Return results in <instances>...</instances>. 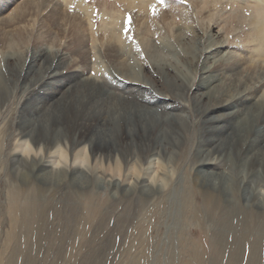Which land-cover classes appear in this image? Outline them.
<instances>
[{"label": "rangeland", "instance_id": "rangeland-1", "mask_svg": "<svg viewBox=\"0 0 264 264\" xmlns=\"http://www.w3.org/2000/svg\"><path fill=\"white\" fill-rule=\"evenodd\" d=\"M24 1L0 0L1 38L6 34L13 33L15 35L24 23L30 30V24L34 18L30 16L31 14H28L21 23L11 21ZM44 1H46L45 4L47 3L46 10L57 4L61 17L57 19L56 25H51L47 19L45 20L46 10L43 11L44 13L41 12V15L34 18V30L32 37H29L28 44H21L22 49L17 48L16 54L23 55L24 61L21 59L23 70L27 69L35 34L50 31L49 39L56 38L53 45L46 47L45 41L42 44L46 50L51 48L52 55L47 52L41 59L43 62L39 60L33 64L27 78H23V71L21 73L16 70L9 71L6 63L0 57V264H25V262L26 264H100L101 262V264H214L212 236L228 202L239 207L241 217L244 215L245 219H250V216H255V218L253 217L254 223L258 221V218L253 214L255 210L254 197L252 194L244 192L242 183L238 180L237 166L240 161L238 153L236 155L235 152L232 153V155L234 154L233 158L227 160L224 165L226 169L228 168L227 171H231L232 174L229 175L228 172L225 183L220 181L216 187L215 200L219 202V207H216L211 199L204 198L197 192L199 186L195 183L196 179L202 181L205 179L203 174L209 175L208 173L214 166L210 164L211 159L216 156H207L208 159L205 162L198 160L201 158L197 156V151L202 129L205 128L209 134L210 126L218 128L230 124L227 117L230 108L226 106L229 101L227 104L216 101L218 102L216 104V102L213 103V100L205 98L203 100L205 106L208 108L210 104L212 105L207 110L203 109V105L197 109L195 96L203 97L204 94L209 93L199 84L204 58L210 55L215 47L211 48L208 44L211 40L217 39V41H223L220 47L221 51L230 50L235 54L244 55L246 47L249 45L244 42V39L249 30L251 19L255 18L254 4L258 2L264 9V0H244L241 3L234 0H194L195 2L193 0H163V3H160L159 0H153L152 3H148L144 7L138 6L137 0L134 4H132L133 0H82L86 5L88 4V14L78 6L81 0ZM104 4L107 5V9L115 8L121 12V17L115 28L122 41L125 40L119 58V61L124 60L129 67L127 75L124 76L116 71L115 62L109 57L107 58L103 52L108 39L103 23L109 21L105 15H102ZM153 7L156 9L155 14L152 11ZM235 10L240 22L235 24L225 21L226 17ZM74 15L84 20L86 27L81 34L85 39L83 50L86 56L81 62L77 54L70 53L68 26H70V20ZM81 15L83 16L81 17ZM129 16L130 23H127L126 20ZM64 17L66 19H63ZM4 19L8 20V23H1ZM235 20L237 19L235 18ZM126 28L129 29L127 34L125 33ZM143 33L149 40L150 50H154V54L152 53L154 57L161 58L160 62L166 66L164 69L155 68L151 64L148 52L138 44ZM91 36L100 39L102 45L99 42H97L99 45L92 42ZM20 49L26 52L19 53ZM1 50L7 52V49ZM60 51L64 52L63 61L55 65L57 53ZM247 61L242 67L245 68L251 64ZM260 64L262 67L264 66V62ZM53 68L55 71H59L60 77H65L68 73H77V79L73 80L72 86L78 79L111 78L110 85L107 84L104 87L105 92L109 93L110 91L118 96L123 94L126 101L143 104L144 107L154 112L159 122L145 130L142 129L140 123H137V130L132 136L126 135L123 120H119L118 124L122 127L117 129H114L116 127H113V124L106 125L109 129L108 138L111 147H100V143L96 144L95 140L93 144L91 142L99 149L98 151L95 149V152L97 154L101 152V158H104L100 175L102 180L98 182L95 179H87L86 186L85 183L72 184L68 170L62 169L59 184L51 188H49L50 184H46L41 187V191L46 199L51 198L55 191L56 195L62 196V198H66L67 193L70 192V195L75 199L74 210L65 209L61 202L55 203L59 215H55V209L47 211V228H38L39 223L36 221L31 233L24 235L20 211L21 203L27 188L39 182L36 178V168L33 167L30 171L29 165L23 163L22 168L25 171L23 178H16L12 182L15 183L19 192L18 202L11 201V198L8 197L7 172L15 148L20 141L18 131H16L18 119L26 98L34 91L32 84L27 86L28 78H39L42 72V76L45 77ZM168 78L173 80L175 86L171 85ZM70 87L71 85L64 86L57 93V103L63 99V93H67V95L77 93V88L74 91L70 90ZM114 87L120 89H114ZM8 88L9 94L7 95ZM262 93L263 91L260 90V94ZM233 94V97L238 96L237 91ZM241 94L242 97L243 93ZM59 112L60 116L58 114L51 135L57 131L61 139L62 150H65L70 157L72 142L90 136L91 129L90 125H87L86 118L83 119L80 114H75L74 110L66 108ZM217 116L219 118L215 119ZM211 119L213 120L209 123ZM259 121L260 118L257 122L259 123ZM164 129L167 130L166 134H163ZM172 134L175 135L172 136ZM50 136L47 138L48 145L52 140V136ZM158 145L165 147L167 156H173L164 169H159V176H162L160 179L166 182V188L162 187L157 193L152 192L150 195H144L140 189H132L129 192L128 185L117 184L118 181L128 184L133 180L135 173L147 181L148 177L144 172L155 157L154 152ZM243 148L241 147V150ZM44 152L40 159L41 164L53 156L52 150ZM203 153L206 154V152ZM38 154L33 153L32 158L38 160ZM165 160L163 159L164 164ZM230 160L232 161L230 162ZM118 170L120 171L118 172ZM197 172H200L199 178ZM116 177L119 178L117 182ZM40 184L41 182H39ZM208 186L209 184H204V188ZM47 188L49 189L45 192ZM65 190L68 192L64 193ZM89 198H91L89 201L91 205L99 204L97 207L100 209V214L90 217V210L86 207ZM39 201L41 204L42 197H39ZM104 203L111 206L101 209ZM12 205L18 209L16 212L17 223L14 228L11 227L10 221ZM260 211L264 215V205L261 206ZM121 215H125L124 220H119ZM101 216L106 219H103L99 225ZM232 220L236 226V236L242 237L241 234L247 227H250L248 226L250 222L245 227L244 223L238 220V215ZM10 232L12 233L11 238L9 237ZM93 238L95 242L91 244L90 240ZM252 239L250 237L249 241L244 244V255L240 264H264V243L260 259L248 260ZM233 240L231 236L228 237L229 243H237L236 246L239 243L241 248L243 247V242L240 239ZM17 247L21 249V253L15 257L14 250ZM93 248H96L95 252L92 251ZM221 260V264H232L228 250Z\"/></svg>", "mask_w": 264, "mask_h": 264}, {"label": "bare ground", "instance_id": "bare-ground-1", "mask_svg": "<svg viewBox=\"0 0 264 264\" xmlns=\"http://www.w3.org/2000/svg\"><path fill=\"white\" fill-rule=\"evenodd\" d=\"M135 1L136 0H133V3H131L134 4ZM234 1H236L237 3H241L244 0ZM45 2L46 1L44 0H25L21 6L19 5V10L18 12L16 11V13L13 15L11 21L21 23L22 20H25L28 14H31L30 16H33L36 19L39 14L41 15V12L46 10L47 6L45 5L47 3L45 4ZM152 2L153 0H137V5L144 7L148 3ZM78 6L81 10L88 14V4L86 5L84 1L81 0L78 3ZM102 8V15H105V18L109 19L108 22L104 21L103 23V27L106 29V33L108 34V39L106 40V43L104 45L103 52L107 58L109 57L115 62L114 65L117 72H119L123 76L127 75L126 73H128L129 67L123 59L122 62L121 60L119 61V58L121 57L120 51L124 48L125 40L122 41L121 36L119 35V33H116L117 30L115 28V26L118 24V20L121 17V12L115 10V8L107 9L106 4H104ZM59 10L60 8L59 6H57V4L51 6L49 10H46V13L44 15L45 20L47 19L51 25H56L57 19L61 17L59 16L61 15L59 13ZM254 13L255 18L251 19L249 30L246 33L244 39V42L249 44L246 47L247 49L244 55H238L237 53L235 54L234 51L230 50H227L226 52L221 51L220 47L223 41H217V39L213 41L211 40V42L208 44L211 48L213 46L215 47L213 48L212 53L204 58V64L201 68V82L199 84L200 87L208 90L209 93L204 94L203 97L199 95L195 96L197 109L201 108L203 105V109L207 110L209 109V106L212 105L210 104L207 108L205 106V103H203V100H205V98L213 100V103L218 101L225 102V104H227L229 101V104H227L226 106L230 108V111L227 115L228 120H230V124H228L227 126L225 125L224 127H218L219 129L210 126V129H208L209 134L206 132L205 128L202 129V136L200 137L199 142V150L197 151V156L201 158L198 160H203L205 162L208 159L207 156H216L212 157L213 159H211L212 161L210 162L212 166L214 165L211 168L212 171L208 173L209 175H206V173L202 175L206 180H194L196 185L199 186V188H197V192H199V194H201L204 198L211 199L214 202V205H216V207H219V202L215 200L217 196L215 193L216 187L218 184H220V181H223L225 183L226 174L229 172L227 171L228 168L226 169V167L224 166L227 160L233 158L234 154L232 155V153L235 152V155L236 153H238L240 154V161L238 162L237 166L238 173L236 172L238 174V180L240 183H242V189L244 190V192L246 191L247 194H252V196L254 197L253 199L255 200V210L253 214L258 218V221L254 223L253 217L255 218V216H250V219H245L244 215L241 217V211H239V207H236L234 204L228 202V206L224 207L217 227L214 230L212 236V256L214 264H221V258L227 250L229 259L232 260V264H240L244 255V244L245 242L249 241L250 237L253 239L252 244L250 245L251 247L248 260L260 259L261 248L262 244L264 243V215L261 212L262 210L260 211L261 206L264 205V66L262 67L260 64L261 62H264V9L260 4H258V2L254 4ZM82 16L83 15H81V17ZM34 18L32 19L31 17L33 21L32 24H30V30L26 28L24 23V25L16 31L15 35H13L12 33L6 34L5 36H3V38L0 37V57L6 63L9 71L13 72L14 70H16L19 73L23 71V78H27V76H29L32 65L41 60L45 53L48 52L50 55H52V51H50L51 48H47L48 50H46V47L48 45L49 47H51L55 41L54 39H56H49L50 31L37 32L33 38V47L31 48V57L28 67L27 69L23 70L24 58H22L23 55L18 56L19 54H16V49L19 48L21 44H28L29 37H32V32L34 30ZM235 18L237 20H235ZM63 19H66V17H64ZM238 19V13L235 10L226 17L225 21H228V23L233 22L236 24L239 21ZM70 21V26H68V37L70 38L69 43L71 50L70 53L75 55L77 54L79 56V61L81 62L82 59H84L86 56V53L83 50L85 46V39L84 36L81 35L82 30L86 29L85 22L80 17L75 15ZM1 23L6 24L8 23V20L4 19ZM142 31L143 29L141 30V33ZM144 33L142 34L140 42H138V44L142 45V48H144V50L148 52L151 64L155 68L164 69L165 65H163L164 63L162 64V62H160L161 58H159L158 56L154 57V50H150L149 40L144 35ZM90 39L92 42H99L102 45L100 39H95L92 36L90 37ZM43 41L47 43L46 47L43 46ZM99 43H97V45H99ZM97 47L99 48V46ZM1 49H7V52ZM21 49L19 53H23V51H25H21ZM58 53L56 60L57 62L55 65L59 64V62H62L64 58L63 51H60ZM16 58L17 60H15ZM247 60L251 64L247 65L245 68L244 66L242 67V65ZM42 74L39 78L29 77L30 79L28 78V82L26 81L27 86L29 84L33 85L34 91H32V94H30V96L26 98L24 107L20 113L16 130L18 131V137L20 138V141L18 146L15 148L7 172L8 186L6 187L8 197L11 198V201L16 200L18 202V197H20L18 196L19 192L17 190V186H15V183L13 184L12 182L15 181L16 178H23L22 176H24L25 174V171L22 168L23 163H27L29 165L30 171L31 169H33V167L36 168V178L39 182H41L40 185L37 181L38 183H34L31 187H28L26 193L23 195L20 211L22 215V225L24 226L22 230L24 231V235H28L29 233H31L36 221H38L39 223L38 228H47V211L49 209H55V215H59L58 207L55 206V203L61 202L65 209L71 208L72 210H74L75 199L70 195V192L67 191V193L66 190L63 191L64 193H67V196L66 198H62V196L60 197L59 195H56L57 192L55 191L51 198L46 199L43 197L41 191V187L46 184L51 185L49 186V188L59 184V180H61L62 169L68 170L72 184H84L87 179H95V181L98 182L102 180L100 179V175L102 173L101 166L104 158H101V152H98V154L95 152V149L97 151L99 149H97L92 144L95 140L96 144L100 143V147H111L109 145V129L107 127L109 124H113V127H116L114 129H117L118 127H122L118 124L120 122L119 120H123V128L126 132V135L132 136L134 131L137 130V123H140L142 125V129L145 130L147 128H150V126H152L153 124H157L159 122L156 119L154 112L149 108L144 107V105L140 104L138 101V103L134 104L129 102V100L126 101L123 94L118 96L114 93H111L110 91L109 93L105 92V85H110V82L112 81V79H109V77L102 78L101 80H97L95 78L81 80L78 79L72 86L74 82L73 80L77 79V73H68L67 76L60 77L58 75L59 71H55V68H53L49 72V74L47 73L45 77L42 76ZM165 76H167L166 73ZM170 79L171 78H168V81L171 83V85H174L173 80ZM70 85V90L75 91L76 88L78 89L77 93L75 95H72L71 93L69 95H67V93H63V99L60 101V103H57V93L61 91L64 86ZM189 85L188 87H191ZM114 89L119 90L120 88L114 87ZM260 90L263 91L262 94H260ZM235 91L238 92L237 97H233V92ZM241 93H243L242 97L240 96L242 95ZM8 94L9 88L7 95ZM230 100L233 101L230 102ZM218 102H216V104ZM66 108L74 110V113H78V115L80 114L83 119L86 118V120L88 121L87 125H90L91 129L89 133L91 134L90 136H86L80 140H75L72 142V154L70 155V157L67 155L65 150H62L60 142L61 139L59 138L57 131H55L51 135L54 125L56 124L55 121L57 120L58 114L60 113L59 111ZM217 118L219 117H215V119ZM259 118L260 121L258 123L257 120H259ZM212 120L213 119H211L209 123H211ZM131 122L133 125L131 124ZM163 132V134H166L167 130L164 129ZM204 134L206 136L205 138ZM50 135L52 136V140L51 144L48 145L47 138H49ZM174 135L175 134H172V136ZM241 147H244L243 150H241ZM50 150H52L53 153L52 158L41 164L40 159L45 153L44 151ZM203 152H206V154H204ZM33 153H35L36 155L38 154V160L32 158ZM154 156L155 157H153V159L151 160L150 166L148 168L146 167L147 169L144 172L145 176L148 177L147 181L142 177L140 178V176L135 173L133 180H131L128 184L119 182V178L116 177V182L118 181L117 184L128 185L129 192L132 189H140L141 193H143L144 195H150L152 194V192L157 193L158 191H160L162 189V186L160 184V177L162 176H159V169H164L165 165L170 162V158L173 156H167L165 147H163V145H158L156 147ZM163 159H166L165 164L163 162ZM231 161L232 160H230V162ZM119 171L120 170H118V172ZM199 174L200 172H197L198 178L200 177ZM228 174L230 175L232 174V172L230 171ZM153 177H156L157 179V183L155 185L152 183ZM204 184H209V188H204ZM86 185L87 184L85 183V186ZM49 188H47L45 192ZM39 197H42L41 204H39ZM89 201H91V198H89L86 204V207L90 210V217L100 214V209L97 207V205L99 204L91 205ZM110 206L111 205L104 203L102 204L101 209L103 207L108 208ZM17 210V208H14V205L11 206L10 211H12V214L10 215V221L12 228H14L17 223ZM236 215H238V220H241L244 223L245 227L249 222L251 223H249L248 225L250 227H247L245 232L241 234L242 237L236 236L235 233L236 226L233 224L232 219H234ZM103 219L104 218L101 216L99 225L102 223ZM120 219L124 220L125 215H121L119 217V220ZM230 236L234 239L233 241H237L238 239H240L241 242H243V247L241 248L239 243L237 246V243H229L228 237ZM9 237H12L11 232L9 234ZM94 242V238L90 240L91 244ZM95 250L96 248L92 249V251L94 252ZM19 253H21V249L17 247L14 250L15 257Z\"/></svg>", "mask_w": 264, "mask_h": 264}, {"label": "clouds", "instance_id": "clouds-1", "mask_svg": "<svg viewBox=\"0 0 264 264\" xmlns=\"http://www.w3.org/2000/svg\"><path fill=\"white\" fill-rule=\"evenodd\" d=\"M152 183H153L154 185L157 183V179H156V177H153V179H152ZM160 184H161V186L164 187V188L167 187V184H166V182H165L163 179L160 180Z\"/></svg>", "mask_w": 264, "mask_h": 264}, {"label": "snow or ice", "instance_id": "snow-or-ice-1", "mask_svg": "<svg viewBox=\"0 0 264 264\" xmlns=\"http://www.w3.org/2000/svg\"><path fill=\"white\" fill-rule=\"evenodd\" d=\"M159 2H160V3H163V0H159ZM152 11H153V13L155 14V12H156L155 7L152 8ZM126 22H127V23H130V16L127 18ZM128 30H129L128 28L125 29V33H126V34H127V31H128Z\"/></svg>", "mask_w": 264, "mask_h": 264}]
</instances>
